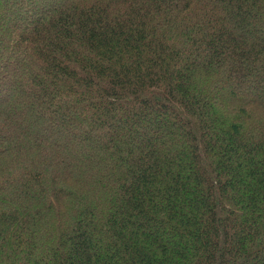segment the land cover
Segmentation results:
<instances>
[{"label": "trees", "instance_id": "trees-1", "mask_svg": "<svg viewBox=\"0 0 264 264\" xmlns=\"http://www.w3.org/2000/svg\"><path fill=\"white\" fill-rule=\"evenodd\" d=\"M0 264H264V0H0Z\"/></svg>", "mask_w": 264, "mask_h": 264}, {"label": "rangeland", "instance_id": "rangeland-1", "mask_svg": "<svg viewBox=\"0 0 264 264\" xmlns=\"http://www.w3.org/2000/svg\"><path fill=\"white\" fill-rule=\"evenodd\" d=\"M9 1V0H8Z\"/></svg>", "mask_w": 264, "mask_h": 264}]
</instances>
